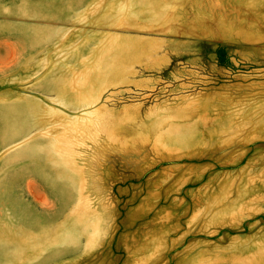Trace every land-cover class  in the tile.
I'll return each instance as SVG.
<instances>
[{
    "label": "rangeland",
    "instance_id": "rangeland-1",
    "mask_svg": "<svg viewBox=\"0 0 264 264\" xmlns=\"http://www.w3.org/2000/svg\"><path fill=\"white\" fill-rule=\"evenodd\" d=\"M153 1L0 0V95L56 104L24 31L140 44L121 99L58 106L88 126L75 186L2 166L0 264H264V0Z\"/></svg>",
    "mask_w": 264,
    "mask_h": 264
},
{
    "label": "crops",
    "instance_id": "crops-1",
    "mask_svg": "<svg viewBox=\"0 0 264 264\" xmlns=\"http://www.w3.org/2000/svg\"><path fill=\"white\" fill-rule=\"evenodd\" d=\"M117 8L123 7H116L115 10ZM115 10L112 14L122 15L115 13ZM127 14L126 11L123 15ZM113 35L115 34L101 32L88 34L78 30L76 34L69 36L66 29L61 28L22 32V37L28 38L31 45L42 43L38 47L40 51H36L40 54L34 56L36 67L42 70L35 87L56 104L27 93L10 92L0 95V144L8 143V153H5V158H8L0 160V172L8 160L11 166H22L20 174H23V179L33 174L53 189L70 190L76 185L79 175L76 147L83 142L82 134L87 132L88 126L80 116L65 114L58 106L76 111L99 99L122 98L133 62L140 58L137 51L140 44L122 41L117 38L118 35L111 39L110 36ZM105 60L113 62L115 66L122 64L123 72L117 69L115 73L105 74L102 70L97 74L98 66ZM100 79L101 82H98ZM91 84L94 86L93 93L82 89V86ZM105 87L110 88L103 93ZM98 92L102 97L97 96ZM49 136L53 146H67L68 154L62 158L49 156L45 150L39 160H34L27 151L29 146L41 143L46 148ZM57 151L60 153L59 148ZM3 174L0 173V178ZM52 182H58L62 186L52 187Z\"/></svg>",
    "mask_w": 264,
    "mask_h": 264
},
{
    "label": "bare ground",
    "instance_id": "bare-ground-1",
    "mask_svg": "<svg viewBox=\"0 0 264 264\" xmlns=\"http://www.w3.org/2000/svg\"><path fill=\"white\" fill-rule=\"evenodd\" d=\"M162 1L163 0H154L150 5H149V7H150V9H149V11L150 12H152L153 14L156 12V13H158V11H160L161 9H159V7H161V6H159V5H166V4H168L169 3V0L167 1V3H162ZM162 5V6H163ZM120 9H122V10H120ZM154 9V10H153ZM115 11H117L118 13H122V14H125L126 13V11H125V8H117V10H115ZM101 65V64H100ZM98 66V68H97V70H96V73L98 74V73H100L102 70H103V72H105V74H106V72H108V69H109V71H110V69H111V71L112 70H116V69H118V68H121L123 65L122 64H119V65H114V63H112V64H110V65H108V67L107 68H103V65L102 66ZM51 142V141H50ZM41 148V147H40ZM45 150H47L48 152H47V154H49V156L51 155V156H56V157H61V154H59L57 151H56V147L55 146H53L51 143L49 144V146H47L46 148L44 147L41 151L42 152H44Z\"/></svg>",
    "mask_w": 264,
    "mask_h": 264
}]
</instances>
